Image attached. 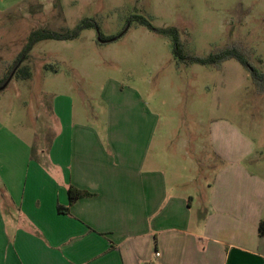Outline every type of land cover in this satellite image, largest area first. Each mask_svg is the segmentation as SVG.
<instances>
[{"label": "crops", "instance_id": "1", "mask_svg": "<svg viewBox=\"0 0 264 264\" xmlns=\"http://www.w3.org/2000/svg\"><path fill=\"white\" fill-rule=\"evenodd\" d=\"M78 87L49 93L55 131L43 148L22 143L17 157L0 144V264H264L251 139L229 124L210 131L213 181L185 190L197 180L183 171L203 164L188 146L182 171L168 172L157 117L122 106L100 120ZM70 186L90 195L70 204Z\"/></svg>", "mask_w": 264, "mask_h": 264}, {"label": "rangeland", "instance_id": "2", "mask_svg": "<svg viewBox=\"0 0 264 264\" xmlns=\"http://www.w3.org/2000/svg\"><path fill=\"white\" fill-rule=\"evenodd\" d=\"M136 17L155 28L176 27L184 51L192 56L206 58L240 44L264 72V0H0L1 80L34 30H72L91 18L105 36L117 38L100 42L98 31L87 29L72 41L38 43L24 63L31 79L14 75L0 91L3 150L22 157L24 145L43 148L55 131L49 93L75 82L79 101L90 87L94 98L88 93L90 101L83 100L90 116L95 108L102 120L107 109L118 112L123 106L157 117L155 142H165L168 172L182 171L188 146L203 164L194 173L183 171L197 180L185 190L212 183L218 164H211L217 161L209 148L210 131L227 124L255 143L258 162L250 166L264 176V94L256 92L248 69L236 59L220 68L185 65L175 57L171 37L139 24ZM184 141L189 142L185 148Z\"/></svg>", "mask_w": 264, "mask_h": 264}, {"label": "trees", "instance_id": "3", "mask_svg": "<svg viewBox=\"0 0 264 264\" xmlns=\"http://www.w3.org/2000/svg\"><path fill=\"white\" fill-rule=\"evenodd\" d=\"M139 24L148 27L154 32L171 37L173 45V53L175 57L185 65L200 64L203 66H215L220 68L223 63L229 59H236L241 65H243L250 72L256 92L260 95L264 94V72L259 71L251 63L250 52L244 49L240 44H233L227 49L216 52L206 58L196 57L187 54L184 51L182 44L180 42V34L176 27H169L167 29L155 28L147 19L143 17H136ZM87 29H96L98 31V39L100 42H112L116 40V37H107L102 32L101 29L95 21V19L86 18L80 21V23L72 30H62L54 31L47 28L37 29L30 33L28 41L25 44L22 51L19 53L10 73L4 78L0 79V91L1 87L5 85L8 79L11 77L12 73L15 72V76L19 79L27 80L31 79L32 72L29 66L24 65V63L29 59L31 52L35 46L46 40H58V41H72L80 37L82 32ZM68 195L70 204H73L77 200L87 197L90 194L79 190L74 186H70L68 189ZM259 235L264 236V221L261 222L259 226Z\"/></svg>", "mask_w": 264, "mask_h": 264}, {"label": "water", "instance_id": "4", "mask_svg": "<svg viewBox=\"0 0 264 264\" xmlns=\"http://www.w3.org/2000/svg\"><path fill=\"white\" fill-rule=\"evenodd\" d=\"M14 74H15V72L12 73L10 79H8V80H11L12 77L14 76ZM7 82H8V81H7ZM7 85H8V84L6 83L4 86H2V87H1V90L5 89V88L7 87Z\"/></svg>", "mask_w": 264, "mask_h": 264}]
</instances>
